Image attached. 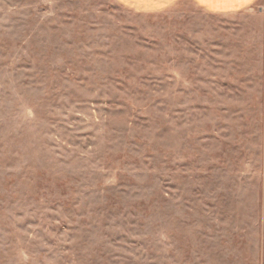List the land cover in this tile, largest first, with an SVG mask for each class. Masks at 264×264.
Listing matches in <instances>:
<instances>
[{
  "label": "rangeland",
  "instance_id": "1",
  "mask_svg": "<svg viewBox=\"0 0 264 264\" xmlns=\"http://www.w3.org/2000/svg\"><path fill=\"white\" fill-rule=\"evenodd\" d=\"M0 264H264V0H0Z\"/></svg>",
  "mask_w": 264,
  "mask_h": 264
},
{
  "label": "crops",
  "instance_id": "2",
  "mask_svg": "<svg viewBox=\"0 0 264 264\" xmlns=\"http://www.w3.org/2000/svg\"><path fill=\"white\" fill-rule=\"evenodd\" d=\"M125 8L139 13H159L177 5L182 0H116ZM202 10L213 14L246 12L261 0H189Z\"/></svg>",
  "mask_w": 264,
  "mask_h": 264
}]
</instances>
